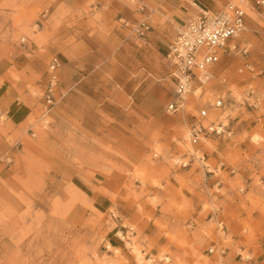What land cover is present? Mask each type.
I'll return each mask as SVG.
<instances>
[{"label":"rangeland","instance_id":"obj_1","mask_svg":"<svg viewBox=\"0 0 264 264\" xmlns=\"http://www.w3.org/2000/svg\"><path fill=\"white\" fill-rule=\"evenodd\" d=\"M148 1L0 0V264H264V19ZM230 5L247 31L169 114L177 28Z\"/></svg>","mask_w":264,"mask_h":264},{"label":"built area","instance_id":"obj_2","mask_svg":"<svg viewBox=\"0 0 264 264\" xmlns=\"http://www.w3.org/2000/svg\"><path fill=\"white\" fill-rule=\"evenodd\" d=\"M253 11L264 19V0H255ZM126 26L129 25L125 23ZM150 27L140 23L133 27L136 34L144 37ZM247 31V14L239 6L230 5L220 12H213L197 6L179 25L175 37L168 46L167 60L172 67L171 79L174 85V97L167 105V112L175 114L184 108L186 98L196 83L204 85L211 80L210 69L216 65L229 43L240 38ZM236 46H233L235 49ZM61 64L58 58L51 62V89L57 84L56 72ZM224 101H219L217 107H222ZM206 116V112H202ZM211 133L221 134L212 129ZM210 134L201 125L194 126L193 142L199 141L200 135Z\"/></svg>","mask_w":264,"mask_h":264},{"label":"crops","instance_id":"obj_3","mask_svg":"<svg viewBox=\"0 0 264 264\" xmlns=\"http://www.w3.org/2000/svg\"><path fill=\"white\" fill-rule=\"evenodd\" d=\"M109 1L110 0H101L102 3H108ZM202 1H198V2L204 6ZM187 6L188 5L181 0H150L148 1L149 12L153 14L161 13L164 16H166L165 12L169 15L173 14L175 20L179 22H182L184 18L187 16V14L190 12V9H188ZM162 9L165 12H163ZM165 45L167 46V44ZM261 253L263 254L264 250ZM226 264H233V262H228Z\"/></svg>","mask_w":264,"mask_h":264}]
</instances>
